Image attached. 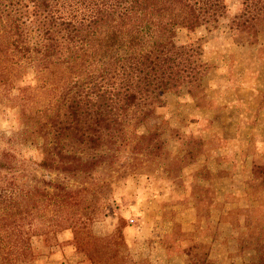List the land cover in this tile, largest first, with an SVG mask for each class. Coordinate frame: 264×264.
I'll return each mask as SVG.
<instances>
[{
	"label": "rangeland",
	"instance_id": "rangeland-1",
	"mask_svg": "<svg viewBox=\"0 0 264 264\" xmlns=\"http://www.w3.org/2000/svg\"><path fill=\"white\" fill-rule=\"evenodd\" d=\"M229 18L240 0H228ZM229 18L216 29H181L179 45L196 43L209 66L200 90L161 95L155 114L127 128L98 170L89 192L91 221L81 219L84 242L73 233L35 240L40 256L10 247L15 264H252L264 251V32L259 43L233 36ZM17 87H31L28 114L59 105V92L24 71ZM1 78L7 74L0 72ZM17 95L19 92L15 91ZM20 109L0 83V150L22 162L31 184L55 172L38 168L44 140L20 124ZM157 132L147 144L141 134ZM73 188L81 186L71 181ZM102 240L87 244L86 233ZM48 240V241H47ZM37 252V253H38Z\"/></svg>",
	"mask_w": 264,
	"mask_h": 264
},
{
	"label": "trees",
	"instance_id": "trees-1",
	"mask_svg": "<svg viewBox=\"0 0 264 264\" xmlns=\"http://www.w3.org/2000/svg\"><path fill=\"white\" fill-rule=\"evenodd\" d=\"M228 18V0H0V72L7 74L0 83L20 109V124L44 140L36 165L57 175L31 184L23 162L0 150V264H15L13 243L38 257L37 238L72 231L74 242H84L80 221L94 219L89 192L98 170L114 164L110 151L127 128L149 120L162 94L193 95L203 86L202 48L179 45V30H212ZM229 26L235 38L259 43L264 0H240ZM20 71L57 90L59 105L29 115L34 87H17ZM139 139L160 140L155 131ZM254 176L264 179V164ZM189 264L209 263L197 257ZM252 264H264V251Z\"/></svg>",
	"mask_w": 264,
	"mask_h": 264
}]
</instances>
